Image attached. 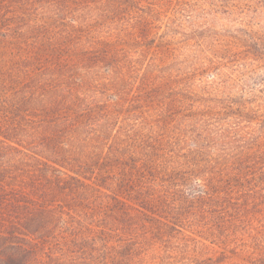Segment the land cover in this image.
Wrapping results in <instances>:
<instances>
[{
	"label": "rangeland",
	"instance_id": "obj_1",
	"mask_svg": "<svg viewBox=\"0 0 264 264\" xmlns=\"http://www.w3.org/2000/svg\"><path fill=\"white\" fill-rule=\"evenodd\" d=\"M53 173L174 203L165 237L97 236L85 264H264V0H0V184L49 204Z\"/></svg>",
	"mask_w": 264,
	"mask_h": 264
},
{
	"label": "trees",
	"instance_id": "obj_2",
	"mask_svg": "<svg viewBox=\"0 0 264 264\" xmlns=\"http://www.w3.org/2000/svg\"><path fill=\"white\" fill-rule=\"evenodd\" d=\"M69 153L60 154L56 159L60 166L68 167L75 176H79L83 170L79 166L82 162L77 163L76 153ZM56 171L60 172L59 169ZM53 174L56 178L52 175L45 178L46 181L56 182L46 192L51 196L49 204L43 200L39 188H33L35 185L25 191L22 187L8 188L0 184V264H85L81 257L68 254L73 247L82 256L81 253L86 251L85 245L92 244L97 236L143 239V243L147 244V240H157L173 231L174 227L167 221L173 216L168 211L162 212L159 204L164 210L174 203L166 202L163 196H151L150 192L155 190L150 184H142L141 180L119 184V180L108 175L96 180H100L98 186H102L90 196V190L69 187L67 181L63 182L61 174ZM72 180L79 182L76 177ZM113 184L115 188L112 190ZM88 196L94 199L89 200ZM83 197L89 201L88 207L84 206L81 210L77 205L82 204ZM52 201L61 204L54 206L50 204ZM87 208L92 209L95 216L99 215V221L102 227L106 225V229L95 232L92 227L83 224L86 221L81 215L87 213ZM91 218L92 222L96 221L95 217ZM178 228L174 234L182 233V227ZM90 234L95 235L94 239L90 238Z\"/></svg>",
	"mask_w": 264,
	"mask_h": 264
}]
</instances>
